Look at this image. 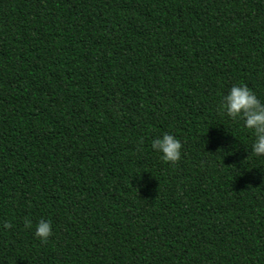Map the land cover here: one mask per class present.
<instances>
[{
  "label": "trees",
  "instance_id": "16d2710c",
  "mask_svg": "<svg viewBox=\"0 0 264 264\" xmlns=\"http://www.w3.org/2000/svg\"><path fill=\"white\" fill-rule=\"evenodd\" d=\"M234 83L264 103V0H0V264H264Z\"/></svg>",
  "mask_w": 264,
  "mask_h": 264
},
{
  "label": "clouds",
  "instance_id": "9594fccd",
  "mask_svg": "<svg viewBox=\"0 0 264 264\" xmlns=\"http://www.w3.org/2000/svg\"><path fill=\"white\" fill-rule=\"evenodd\" d=\"M218 110L230 119L242 121L243 128L251 133L250 153L257 157L264 156V103L260 102L255 93L243 83H234L221 96ZM151 149L165 162L175 163L181 155L179 139L169 132H163L152 139ZM228 151L233 153L235 149L231 146ZM260 172L264 177V172ZM27 224L33 228L34 237L41 242H45L51 235L52 228L48 220L40 219L35 225L28 221ZM9 227L7 220L2 222L3 229Z\"/></svg>",
  "mask_w": 264,
  "mask_h": 264
}]
</instances>
